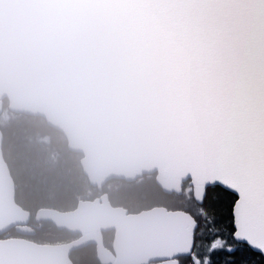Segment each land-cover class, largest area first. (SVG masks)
Listing matches in <instances>:
<instances>
[{"label": "water", "instance_id": "95a60500", "mask_svg": "<svg viewBox=\"0 0 264 264\" xmlns=\"http://www.w3.org/2000/svg\"><path fill=\"white\" fill-rule=\"evenodd\" d=\"M3 98L60 131L99 189L157 172L166 193L190 179L200 202L220 185L238 196L234 238L264 243V0H0V112ZM1 139L0 235L33 234ZM35 218L81 236L0 239V264H73L91 243L101 264H178L196 228L184 211L128 214L106 195Z\"/></svg>", "mask_w": 264, "mask_h": 264}, {"label": "trees", "instance_id": "16d2710c", "mask_svg": "<svg viewBox=\"0 0 264 264\" xmlns=\"http://www.w3.org/2000/svg\"><path fill=\"white\" fill-rule=\"evenodd\" d=\"M0 128L4 155L16 183V200L23 208L32 212L40 207L70 210L78 199L97 196L96 189L90 186L82 173L80 156L69 152L61 133L48 127L42 118L12 114ZM108 188L111 202L131 211L153 205L189 210L199 222L195 253L202 263L207 259L205 246L213 247L217 241L220 248L216 255L209 256L208 264H224L225 261L241 264L244 260L249 264H264V260L247 247L242 246L234 253L226 250L225 244L230 243L233 231L230 206L234 196L219 187L208 188L201 205L190 197L184 203L176 201L175 195L163 193L148 177L140 185L112 181ZM33 226L36 232L32 239L39 243L64 242L74 237L67 232L57 231L49 223L33 222ZM4 236L17 234L10 230ZM111 236V233L105 234L107 245L111 242ZM71 258L74 264H98L93 246L74 252ZM190 259L193 258L184 259V264H188Z\"/></svg>", "mask_w": 264, "mask_h": 264}, {"label": "rangeland", "instance_id": "374dc122", "mask_svg": "<svg viewBox=\"0 0 264 264\" xmlns=\"http://www.w3.org/2000/svg\"><path fill=\"white\" fill-rule=\"evenodd\" d=\"M69 162H71V160H69ZM24 170H25V168H24ZM189 195H190V191L186 190L184 198L188 197ZM208 246L205 247V252H206V255H207L206 258L207 259H206V262H204L203 264H208V259H209L210 255H216L217 250L220 248V242H217V241L214 242L213 243V247H208ZM230 247L232 248V246H227L226 249H228ZM197 258H198V256L194 255V260L193 261L189 260L188 263L199 264V260Z\"/></svg>", "mask_w": 264, "mask_h": 264}, {"label": "snow or ice", "instance_id": "6c2138e0", "mask_svg": "<svg viewBox=\"0 0 264 264\" xmlns=\"http://www.w3.org/2000/svg\"><path fill=\"white\" fill-rule=\"evenodd\" d=\"M239 239V237H237ZM253 249H259L262 253H264V243L261 244H253ZM236 251L235 248H228L229 253H234ZM262 260H264V256L261 257ZM224 264H236L234 261H225ZM241 264H249L247 260L241 261ZM255 264V262H253Z\"/></svg>", "mask_w": 264, "mask_h": 264}]
</instances>
